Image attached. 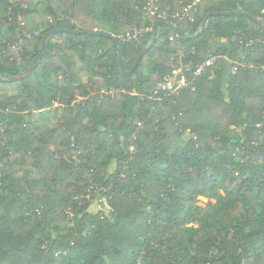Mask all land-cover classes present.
<instances>
[{
  "label": "trees",
  "instance_id": "1",
  "mask_svg": "<svg viewBox=\"0 0 264 264\" xmlns=\"http://www.w3.org/2000/svg\"><path fill=\"white\" fill-rule=\"evenodd\" d=\"M34 1L0 0V264H264V0ZM93 31L125 71L156 39L128 75Z\"/></svg>",
  "mask_w": 264,
  "mask_h": 264
},
{
  "label": "built area",
  "instance_id": "2",
  "mask_svg": "<svg viewBox=\"0 0 264 264\" xmlns=\"http://www.w3.org/2000/svg\"><path fill=\"white\" fill-rule=\"evenodd\" d=\"M146 9L149 10L151 15H155L156 13V6H155V0H146ZM188 15V9L186 8L184 10V13L180 15V18L185 17ZM159 16V15H158ZM20 18V16H18ZM140 30L133 27L131 31L127 32L125 36L120 35L121 38H127V39H134L136 40L138 38V35L140 34ZM37 33V32H36ZM29 36V35H27ZM15 44L13 45V47ZM214 59L211 58L207 61V63H211V61ZM204 68V64H200L197 66L194 74L198 75ZM235 67L233 68V70ZM189 85L188 78L186 74L183 72L182 65L179 63L174 64L172 67L171 74H168L164 77L163 82L159 85L160 89L164 92L166 96L172 95V94H178L182 89L187 87ZM195 87H192V90H194ZM101 93H108L113 92L112 88L109 89H102L100 91ZM91 196L88 194L87 198L89 199Z\"/></svg>",
  "mask_w": 264,
  "mask_h": 264
},
{
  "label": "water",
  "instance_id": "3",
  "mask_svg": "<svg viewBox=\"0 0 264 264\" xmlns=\"http://www.w3.org/2000/svg\"><path fill=\"white\" fill-rule=\"evenodd\" d=\"M220 13L221 14H225V15L226 14H246V15H248L247 13H245L243 11H226V12H220ZM216 14H219V12H209V13H207V15H206V17L204 19V22H206L212 15H216ZM256 19L257 18H255V20ZM257 20H259V19H257ZM164 22H166V21L159 20V21H157V24H161V23H164ZM169 25H171V23H169ZM62 30H65V29H63V28L55 29L52 32H57V31H62ZM74 32H78V30H75ZM92 33L102 34V35H105L107 37H110L118 45L119 67H120V69H121V71L123 73L128 74V75L131 74L133 72V70L137 67V65H138L140 59L142 58V56L145 55V53L153 46V44L155 42V39H156V34H154L152 40L143 49H141L139 51L132 68L129 71H125L124 68H123V65H122V54H123V50H124L123 40L120 39L118 36L112 35V34L107 33V32L93 31ZM174 37L178 41H184V40L188 39V37H179V36H177L176 32H174ZM24 75H25V73L22 72V73H20L18 75L7 77V78L0 77V80L1 81H13V80L19 79L20 77H23Z\"/></svg>",
  "mask_w": 264,
  "mask_h": 264
},
{
  "label": "rangeland",
  "instance_id": "4",
  "mask_svg": "<svg viewBox=\"0 0 264 264\" xmlns=\"http://www.w3.org/2000/svg\"><path fill=\"white\" fill-rule=\"evenodd\" d=\"M14 1V0H12ZM40 0H35L34 4L39 2ZM153 97V96H152ZM233 134L235 137H240V129L239 128H235L233 129ZM219 194H222V191H218ZM216 200V197L214 196H210V197H206V196H199L197 197L196 200V204L200 207H205L208 203H214ZM89 209L92 210L93 212H98V211H103L105 213L108 212V207L107 205H105L104 203V199L101 198V196H96V198L92 199V201L90 202L89 205ZM193 226H196V224H190Z\"/></svg>",
  "mask_w": 264,
  "mask_h": 264
}]
</instances>
